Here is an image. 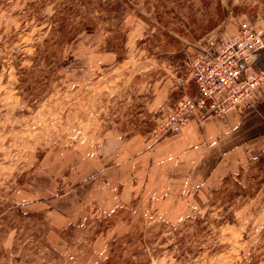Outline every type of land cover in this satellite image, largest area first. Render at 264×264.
<instances>
[{
  "label": "rangeland",
  "instance_id": "obj_1",
  "mask_svg": "<svg viewBox=\"0 0 264 264\" xmlns=\"http://www.w3.org/2000/svg\"><path fill=\"white\" fill-rule=\"evenodd\" d=\"M119 1L0 0V264H264V150L170 205L121 196L191 62L264 53V0ZM262 78L252 57L248 99Z\"/></svg>",
  "mask_w": 264,
  "mask_h": 264
},
{
  "label": "crops",
  "instance_id": "obj_2",
  "mask_svg": "<svg viewBox=\"0 0 264 264\" xmlns=\"http://www.w3.org/2000/svg\"><path fill=\"white\" fill-rule=\"evenodd\" d=\"M263 150L264 78L239 108L221 115L196 113L179 132L125 154L122 170L131 182H123L121 196L137 192L157 205H170L200 185L214 186Z\"/></svg>",
  "mask_w": 264,
  "mask_h": 264
},
{
  "label": "built area",
  "instance_id": "obj_3",
  "mask_svg": "<svg viewBox=\"0 0 264 264\" xmlns=\"http://www.w3.org/2000/svg\"><path fill=\"white\" fill-rule=\"evenodd\" d=\"M210 44L200 58L190 64V81L196 87L193 96L183 98L159 128L161 136L177 133L196 113L224 114L247 103L250 88L239 83L246 62L262 48V42H244L237 38L220 42L213 51ZM212 50V51H211ZM249 91V92H247Z\"/></svg>",
  "mask_w": 264,
  "mask_h": 264
},
{
  "label": "trees",
  "instance_id": "obj_4",
  "mask_svg": "<svg viewBox=\"0 0 264 264\" xmlns=\"http://www.w3.org/2000/svg\"><path fill=\"white\" fill-rule=\"evenodd\" d=\"M119 2H121L120 4L118 3V4H116V5H114V6H110V8L109 9H114L115 7H116V9L118 8V6H121V4L123 3L121 0L119 1ZM206 30H202L201 32H198L195 36H194V38L195 39H200L202 36H204V34L206 33L205 32ZM121 60V57H117V61H120Z\"/></svg>",
  "mask_w": 264,
  "mask_h": 264
},
{
  "label": "water",
  "instance_id": "obj_5",
  "mask_svg": "<svg viewBox=\"0 0 264 264\" xmlns=\"http://www.w3.org/2000/svg\"><path fill=\"white\" fill-rule=\"evenodd\" d=\"M259 59L261 64V71L264 72V53H257L254 55V61H257Z\"/></svg>",
  "mask_w": 264,
  "mask_h": 264
}]
</instances>
